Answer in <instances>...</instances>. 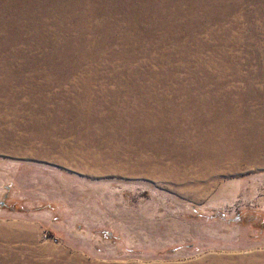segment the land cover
Masks as SVG:
<instances>
[{"label":"rangeland","instance_id":"obj_1","mask_svg":"<svg viewBox=\"0 0 264 264\" xmlns=\"http://www.w3.org/2000/svg\"><path fill=\"white\" fill-rule=\"evenodd\" d=\"M0 264H264V0H0Z\"/></svg>","mask_w":264,"mask_h":264},{"label":"bare ground","instance_id":"obj_2","mask_svg":"<svg viewBox=\"0 0 264 264\" xmlns=\"http://www.w3.org/2000/svg\"><path fill=\"white\" fill-rule=\"evenodd\" d=\"M207 146V145H206Z\"/></svg>","mask_w":264,"mask_h":264}]
</instances>
